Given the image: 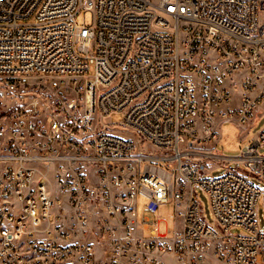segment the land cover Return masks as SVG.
Instances as JSON below:
<instances>
[{
	"label": "built area",
	"instance_id": "obj_1",
	"mask_svg": "<svg viewBox=\"0 0 264 264\" xmlns=\"http://www.w3.org/2000/svg\"><path fill=\"white\" fill-rule=\"evenodd\" d=\"M263 100L264 0H0V264H264Z\"/></svg>",
	"mask_w": 264,
	"mask_h": 264
},
{
	"label": "rangeland",
	"instance_id": "obj_2",
	"mask_svg": "<svg viewBox=\"0 0 264 264\" xmlns=\"http://www.w3.org/2000/svg\"><path fill=\"white\" fill-rule=\"evenodd\" d=\"M79 22H83V16L79 18ZM236 102L239 99V94L235 96ZM119 115H113L111 118L112 123L120 122ZM264 129V100L259 108L255 111L252 120L247 124H236L233 121H226L220 128V139L217 144L211 146L216 148V151L225 157L236 158L244 152L250 144H252L260 132ZM260 153L264 154V147L260 149ZM229 168L238 169L239 171L247 174L245 168L239 164L232 162L228 165ZM227 171V166L214 163L209 169L208 176L217 178L223 176ZM251 181L259 186L264 191V181L259 180L255 176L251 177ZM199 201L202 205L205 218L210 225H215V219L211 214V207L207 194L203 190H199ZM174 205L168 204L163 206L159 212L160 232L166 233L175 231V217ZM157 215L151 214V219H156ZM258 221L260 228L264 230V195L258 201ZM240 229L234 230L233 233H242Z\"/></svg>",
	"mask_w": 264,
	"mask_h": 264
}]
</instances>
